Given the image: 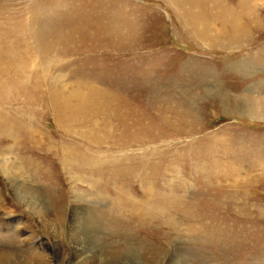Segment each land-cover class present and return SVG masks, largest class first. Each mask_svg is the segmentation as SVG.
<instances>
[{
    "label": "rangeland",
    "instance_id": "1",
    "mask_svg": "<svg viewBox=\"0 0 264 264\" xmlns=\"http://www.w3.org/2000/svg\"><path fill=\"white\" fill-rule=\"evenodd\" d=\"M261 78L264 0H0V264H264Z\"/></svg>",
    "mask_w": 264,
    "mask_h": 264
},
{
    "label": "crops",
    "instance_id": "2",
    "mask_svg": "<svg viewBox=\"0 0 264 264\" xmlns=\"http://www.w3.org/2000/svg\"><path fill=\"white\" fill-rule=\"evenodd\" d=\"M260 53V51L257 50H253V55ZM264 81V79H260L259 82H256L255 85V90H254V94L255 95H260V94H264V85H262V82ZM244 93H246L247 91L249 92V87L247 88L246 84H244ZM248 114V113H247ZM246 113L242 116H240V118H242L244 121H246L247 123H253V125L251 126V128H253V131H251L249 128L247 129L248 131V135L250 137L253 138V141L255 142V147L253 148L254 150L259 151V153L264 154V114L261 115H254V114H250L252 115L250 117V115L248 116ZM260 145V146H259ZM259 149V150H258ZM258 165L260 166H256L255 171L259 170L258 173H255L254 177L256 178L259 175V178L262 179L261 184L264 187V156H261L260 159H257ZM255 185H257V183H255Z\"/></svg>",
    "mask_w": 264,
    "mask_h": 264
},
{
    "label": "bare ground",
    "instance_id": "3",
    "mask_svg": "<svg viewBox=\"0 0 264 264\" xmlns=\"http://www.w3.org/2000/svg\"><path fill=\"white\" fill-rule=\"evenodd\" d=\"M70 158V157H69ZM66 159V158H65ZM72 159V158H70ZM67 161V160H66ZM17 168H19V171L21 170V173H23L22 171V166L21 164H14ZM17 188V187H16ZM18 193L16 194L18 200H20L21 202H24L26 205H28V208L33 210L34 212H37L38 215H44L46 214V216H48V212L45 210V208L41 205L42 202L41 200H36V198H33L30 194H28V192L26 191H22L19 187ZM11 262V261H10ZM16 262V261H15ZM17 264V263H16Z\"/></svg>",
    "mask_w": 264,
    "mask_h": 264
}]
</instances>
